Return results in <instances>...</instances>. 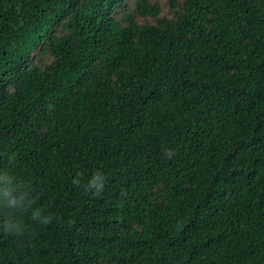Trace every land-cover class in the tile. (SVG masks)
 Returning <instances> with one entry per match:
<instances>
[{"label": "trees", "instance_id": "1", "mask_svg": "<svg viewBox=\"0 0 264 264\" xmlns=\"http://www.w3.org/2000/svg\"><path fill=\"white\" fill-rule=\"evenodd\" d=\"M129 1L0 0V264H264V0Z\"/></svg>", "mask_w": 264, "mask_h": 264}, {"label": "clouds", "instance_id": "2", "mask_svg": "<svg viewBox=\"0 0 264 264\" xmlns=\"http://www.w3.org/2000/svg\"><path fill=\"white\" fill-rule=\"evenodd\" d=\"M72 183L75 187H83L86 193L91 192L94 196L99 197L104 191L105 177L102 172L96 171L85 180L82 173H77ZM33 203L30 190L18 184L16 177L10 171L0 170V212L5 214L0 227L5 233L15 236L25 233L26 229L17 215L28 212L32 209ZM31 218L45 226L50 224L53 219L51 215L44 214L39 209L31 210Z\"/></svg>", "mask_w": 264, "mask_h": 264}, {"label": "rangeland", "instance_id": "3", "mask_svg": "<svg viewBox=\"0 0 264 264\" xmlns=\"http://www.w3.org/2000/svg\"><path fill=\"white\" fill-rule=\"evenodd\" d=\"M136 0H130L127 2L126 6L133 11L134 10V4ZM150 4H159V7L161 9V17L160 18H167L171 19L173 18L174 13L179 9V6L184 0H149ZM118 16L123 15V9L119 11L117 14Z\"/></svg>", "mask_w": 264, "mask_h": 264}]
</instances>
